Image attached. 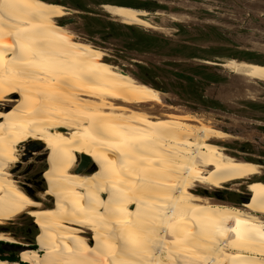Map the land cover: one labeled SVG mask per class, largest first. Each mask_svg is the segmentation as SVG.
Wrapping results in <instances>:
<instances>
[{
    "label": "bare ground",
    "instance_id": "1",
    "mask_svg": "<svg viewBox=\"0 0 264 264\" xmlns=\"http://www.w3.org/2000/svg\"><path fill=\"white\" fill-rule=\"evenodd\" d=\"M101 7L122 24L161 28L145 9ZM69 12L0 0V225L33 213L42 229L41 249L24 244L20 260L0 264H264V182L254 180L264 167L227 153L217 142L231 135L196 116L148 112L160 90L60 24ZM219 64L264 81L262 63ZM39 145L50 154L40 200L11 172ZM89 157L98 171L81 170ZM243 180L255 194L247 206L200 194ZM1 240L16 242L0 230Z\"/></svg>",
    "mask_w": 264,
    "mask_h": 264
},
{
    "label": "rangeland",
    "instance_id": "2",
    "mask_svg": "<svg viewBox=\"0 0 264 264\" xmlns=\"http://www.w3.org/2000/svg\"><path fill=\"white\" fill-rule=\"evenodd\" d=\"M48 1L73 10L59 23L67 25L78 39L102 48L107 61L136 79L161 87V104H145L148 112L160 117L196 116L231 135L217 142L227 153L264 167V81L235 74L219 64L227 57L264 64V0ZM106 2L140 6L151 12V20L161 28L113 21L101 7ZM32 149V153L24 149L21 162L11 172L23 187L31 185L33 199L40 200L36 193L50 187L46 180L50 154L43 145ZM80 167L92 172L100 169L90 157ZM259 177L254 180H264V168ZM250 181L227 183L200 194L219 204L247 206L249 194L255 197ZM38 223L36 214L25 213L0 225V230L14 237V244L41 249ZM86 231L84 237L97 239ZM0 256L8 254L0 251Z\"/></svg>",
    "mask_w": 264,
    "mask_h": 264
},
{
    "label": "trees",
    "instance_id": "3",
    "mask_svg": "<svg viewBox=\"0 0 264 264\" xmlns=\"http://www.w3.org/2000/svg\"><path fill=\"white\" fill-rule=\"evenodd\" d=\"M106 3H111V2H106ZM116 4H118V5H125V6H131V7H135V8H141V9H143L142 7H140V6H134V5H132V4H125V3H116ZM140 81V80H139ZM141 82H143V83H145V84H148V83H146V82H144V81H141ZM153 82V86H154V88L155 89H160L161 87H159L157 84H156V82H154V81H152ZM149 85V84H148ZM152 86V87H153ZM251 161V160H250ZM253 161V160H252ZM254 162H256V161H254ZM258 181H263L264 182V180L263 179H261V180H258ZM1 243H3L2 241H0V244ZM36 248H39V247H36ZM41 248V247H40ZM34 249V248H33ZM0 251L1 252H4V250L0 247ZM0 258L1 259H8V260H11V261H13V260H19V258L17 257V256H11V257H3V256H0Z\"/></svg>",
    "mask_w": 264,
    "mask_h": 264
},
{
    "label": "flooded vegetation",
    "instance_id": "4",
    "mask_svg": "<svg viewBox=\"0 0 264 264\" xmlns=\"http://www.w3.org/2000/svg\"><path fill=\"white\" fill-rule=\"evenodd\" d=\"M48 1V0H47ZM72 10V9H71ZM73 11V10H72ZM112 19V18H111ZM113 20V19H112ZM113 21H115V20H113ZM117 22V21H116ZM29 186V188L31 187V185H28ZM28 188V190L31 192V193H33V194H35L34 192H32V189L30 188L29 189ZM6 233V232H5ZM8 234V233H7ZM9 235V234H8ZM10 236V235H9ZM12 237V236H11ZM12 238H14V237H12ZM34 240H35V235H34ZM2 241V240H1ZM4 242H6V241H4ZM16 242H17V240H16ZM11 243V242H10ZM13 243H15V242H13ZM2 245V243L0 244V246ZM16 245V244H15ZM18 245H20V244H18ZM1 248L5 251V252H7V254H8V257H11V256H19V254L14 250V249H9V250H6V249H4L2 246H1ZM34 248V247H33Z\"/></svg>",
    "mask_w": 264,
    "mask_h": 264
},
{
    "label": "water",
    "instance_id": "5",
    "mask_svg": "<svg viewBox=\"0 0 264 264\" xmlns=\"http://www.w3.org/2000/svg\"><path fill=\"white\" fill-rule=\"evenodd\" d=\"M2 247L6 250L14 249L16 252H18V254L19 251H21L24 248L23 245H17V244L15 245L14 243H10V242H3Z\"/></svg>",
    "mask_w": 264,
    "mask_h": 264
},
{
    "label": "snow or ice",
    "instance_id": "6",
    "mask_svg": "<svg viewBox=\"0 0 264 264\" xmlns=\"http://www.w3.org/2000/svg\"><path fill=\"white\" fill-rule=\"evenodd\" d=\"M237 223H239V221Z\"/></svg>",
    "mask_w": 264,
    "mask_h": 264
}]
</instances>
